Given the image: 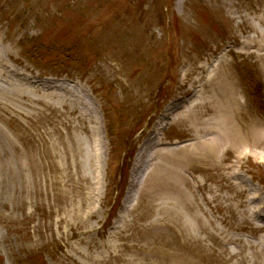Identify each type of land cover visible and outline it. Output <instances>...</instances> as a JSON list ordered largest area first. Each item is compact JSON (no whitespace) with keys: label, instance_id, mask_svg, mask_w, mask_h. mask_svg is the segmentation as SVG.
<instances>
[{"label":"rangeland","instance_id":"rangeland-1","mask_svg":"<svg viewBox=\"0 0 264 264\" xmlns=\"http://www.w3.org/2000/svg\"><path fill=\"white\" fill-rule=\"evenodd\" d=\"M128 2L0 0V264H264V0Z\"/></svg>","mask_w":264,"mask_h":264},{"label":"trees","instance_id":"trees-1","mask_svg":"<svg viewBox=\"0 0 264 264\" xmlns=\"http://www.w3.org/2000/svg\"><path fill=\"white\" fill-rule=\"evenodd\" d=\"M122 1V0H120ZM135 3H140V5L144 4L145 0H133ZM164 0H159V4L161 5V8L164 9ZM116 2V0H115ZM129 4L131 3V0H129L128 2ZM116 9V8H115ZM117 10V9H116ZM116 10H113V13L116 12ZM102 22H105V20L103 19H99L98 21H95L94 24L95 25H99L102 24ZM93 24V25H94ZM94 25V26H95ZM86 34H88V31L86 32ZM82 38V37H81ZM90 43L93 42V37L89 38ZM45 40L43 37L37 38L33 41H31V45L28 48V52L27 54L31 57H33V59L39 58V59H43V60H47L50 59L52 56L49 55H45L43 52L46 50L45 49ZM51 45H53L54 47L57 48L56 50V57H60V59L62 60L61 63L62 64H71V63H75L77 62L78 58H81L79 56L80 54V46L79 44L76 43H67V44H61V47H59L58 45H56L55 43H51ZM44 50V51H43ZM59 61V60H58ZM60 62V61H59ZM250 83V93L253 95V97L257 100L258 104L261 105V109L263 110V106H264V96H263V91L260 87V84L255 81L254 79H250L249 81Z\"/></svg>","mask_w":264,"mask_h":264},{"label":"bare ground","instance_id":"bare-ground-1","mask_svg":"<svg viewBox=\"0 0 264 264\" xmlns=\"http://www.w3.org/2000/svg\"><path fill=\"white\" fill-rule=\"evenodd\" d=\"M217 117V116H216ZM28 207V206H27ZM16 220L15 221H11L10 223H7V227H3L1 224H0V230H3L2 228H5V229H10V228H13V223L16 224ZM0 243H2V240L0 241Z\"/></svg>","mask_w":264,"mask_h":264}]
</instances>
